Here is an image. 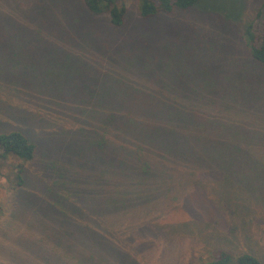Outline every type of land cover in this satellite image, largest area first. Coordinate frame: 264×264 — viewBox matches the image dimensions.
I'll return each instance as SVG.
<instances>
[{
    "label": "rangeland",
    "instance_id": "1",
    "mask_svg": "<svg viewBox=\"0 0 264 264\" xmlns=\"http://www.w3.org/2000/svg\"><path fill=\"white\" fill-rule=\"evenodd\" d=\"M119 1L128 11L126 24L113 29L109 17L91 14L84 0H0V132L23 131L37 145L23 189L12 190L0 178V264H199L219 249L252 253L264 264V203L254 195L251 214H242L225 206L228 196L212 181L209 193L199 195L203 207L193 213L187 195L158 203L152 213L147 204L106 213L100 186L90 194L93 214L69 196L68 165L48 164V154L59 165L68 160L52 124L79 111L78 101L91 86L88 74L102 69L106 80H120L128 63L132 74L151 73L139 80H166V113L174 130L191 139L241 144L236 140L242 129L220 132L225 101L234 106L233 119L264 123L249 88L236 99L220 95L212 105L210 92L217 86L207 89L199 82L243 80L237 91L246 84L264 88V68L252 60L244 37L251 23L261 32L256 18L264 0H200L188 11L150 19L140 16L139 0ZM106 55L111 62L105 67ZM260 132L252 135L264 143ZM76 138L73 146H82ZM211 198L225 207L216 211Z\"/></svg>",
    "mask_w": 264,
    "mask_h": 264
},
{
    "label": "trees",
    "instance_id": "2",
    "mask_svg": "<svg viewBox=\"0 0 264 264\" xmlns=\"http://www.w3.org/2000/svg\"><path fill=\"white\" fill-rule=\"evenodd\" d=\"M198 2L200 0H139L138 11L143 19L172 16L178 11L194 8ZM84 3L91 14L107 15L113 29L125 26L128 11L119 0H84ZM256 20L261 24V32L258 34L254 23L247 25L244 31L245 45L256 65L264 68V3ZM102 62L106 67L111 62L110 57L106 55ZM125 67L126 72L121 74L124 77L111 82L106 80L102 69L93 75L88 74V84L91 86L78 101L79 111L64 113L67 120L63 124H52L57 129L53 134L59 141L57 147L65 149L64 155L68 160L60 159L59 165L57 158L48 154V164L60 168L68 165L65 173L70 171L69 187L66 188L71 190L69 196L78 197V202L93 213L90 207L93 203L90 205L89 201L95 199L90 194L101 186L98 195L103 197L101 207L106 213L128 208L135 211L141 204H147L150 207L147 212L152 213L159 206L158 203L177 202L187 195V200H191L188 207L193 213L203 207L199 195L202 193L206 196L213 181L216 189L228 196L225 206L234 205L242 214H251L250 202L255 201L254 196L259 204L264 203V143L260 136L252 135L264 132V123L250 124L244 123L245 119H233L234 106L230 101H225L229 105H225L224 113H218L226 118L219 120L220 132H226L223 130L226 128L231 132L242 129L236 140L241 144L202 143L199 139H191L189 135L174 130L173 120L166 113V80H139L141 77L146 79L151 73L132 74L133 66L128 63ZM157 72H164V69L158 68ZM94 80H102L101 85ZM179 81L183 84V80ZM233 81L199 80L204 88L217 86L213 93L210 92L212 105L220 95V99H236L237 92H245V88H249L248 93L252 94L263 117L264 88L246 84L237 91L242 88L240 82L243 80H237L234 84ZM253 82L259 83L258 80ZM196 103H201V100L197 99ZM73 137H77L82 146L74 147ZM36 152L37 145L25 132H0V178L6 180L9 188H24L26 164L34 160ZM75 160L79 164H75ZM65 173L61 175L62 178L67 177ZM192 194H198V199L194 200ZM207 201L216 211L219 206L225 207L219 201L216 206L212 198ZM100 205L98 202L96 207ZM199 264L263 263L252 253L235 254L227 249H219Z\"/></svg>",
    "mask_w": 264,
    "mask_h": 264
}]
</instances>
